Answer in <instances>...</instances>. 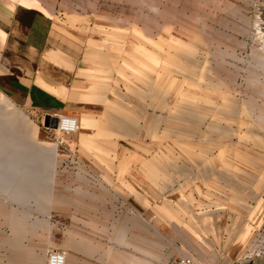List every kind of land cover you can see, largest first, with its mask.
<instances>
[{
	"label": "rangeland",
	"instance_id": "374dc122",
	"mask_svg": "<svg viewBox=\"0 0 264 264\" xmlns=\"http://www.w3.org/2000/svg\"><path fill=\"white\" fill-rule=\"evenodd\" d=\"M24 1L129 21L151 34L139 42L151 50L149 86L125 79L121 88L120 131L135 134L98 138L118 146L120 159L145 163L107 171L125 190L121 184L134 178L145 208H136L134 264H161L163 242L176 235L191 242L185 254L208 264H264V0ZM3 102L1 145L14 136L23 146L73 142L30 110ZM71 157L60 165L68 178L100 179ZM144 218L150 250L143 248Z\"/></svg>",
	"mask_w": 264,
	"mask_h": 264
},
{
	"label": "crops",
	"instance_id": "0c3cea01",
	"mask_svg": "<svg viewBox=\"0 0 264 264\" xmlns=\"http://www.w3.org/2000/svg\"><path fill=\"white\" fill-rule=\"evenodd\" d=\"M141 31L116 18L0 0V112L6 113L3 101L9 100L43 123L46 115H65L78 124L68 134L74 138L69 147L23 146L15 136L9 146L0 144V264H46L50 249L63 250L65 264L135 263L136 208L145 209L138 202L142 198L136 197L134 178L121 184L125 190L107 171L114 175L143 162L120 159L118 146L98 138L135 134L120 131L119 111L125 79L149 86L151 50L139 42L151 34ZM14 115L26 120L19 111ZM71 153L84 168L97 169L100 179L68 178L60 165L71 163ZM148 221L140 227L143 248L150 250ZM183 237L163 242L159 263L180 256L201 261L183 252L185 244L192 247Z\"/></svg>",
	"mask_w": 264,
	"mask_h": 264
},
{
	"label": "built area",
	"instance_id": "2783aa9c",
	"mask_svg": "<svg viewBox=\"0 0 264 264\" xmlns=\"http://www.w3.org/2000/svg\"><path fill=\"white\" fill-rule=\"evenodd\" d=\"M50 128V127H47ZM78 128L77 120L71 116L59 115L57 117L56 128L54 129L60 134H72ZM46 264H65V252L59 249H50L47 253ZM168 264H208L204 261H196L190 256H180L172 260Z\"/></svg>",
	"mask_w": 264,
	"mask_h": 264
},
{
	"label": "water",
	"instance_id": "95a60500",
	"mask_svg": "<svg viewBox=\"0 0 264 264\" xmlns=\"http://www.w3.org/2000/svg\"><path fill=\"white\" fill-rule=\"evenodd\" d=\"M56 124H57V119L56 118H53V117H50L49 115H46L44 117V125L45 126H48L52 129H55L56 128Z\"/></svg>",
	"mask_w": 264,
	"mask_h": 264
}]
</instances>
